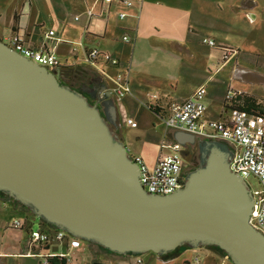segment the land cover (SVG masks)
I'll use <instances>...</instances> for the list:
<instances>
[{"label": "water", "instance_id": "water-1", "mask_svg": "<svg viewBox=\"0 0 264 264\" xmlns=\"http://www.w3.org/2000/svg\"><path fill=\"white\" fill-rule=\"evenodd\" d=\"M97 80L91 103L0 40V192L115 254L217 247L233 264H264V235L250 222L254 196L231 170L232 149L174 132L185 147L199 144V166L176 192L147 193L138 165L111 128L116 104L106 76Z\"/></svg>", "mask_w": 264, "mask_h": 264}, {"label": "crops", "instance_id": "crops-1", "mask_svg": "<svg viewBox=\"0 0 264 264\" xmlns=\"http://www.w3.org/2000/svg\"><path fill=\"white\" fill-rule=\"evenodd\" d=\"M135 1L134 8L125 10L118 4L104 6L98 0H0V40L7 44L18 34L34 49L47 45L60 61V75L67 70L74 77L79 71L82 86L88 85L90 76L100 77L101 70L111 77L127 73L129 92L123 98L113 94L117 127L111 128L125 143L129 154L142 156L153 167L162 141L173 138L174 134L167 130L156 110L161 113L173 103L187 100L202 87L207 94L206 85L216 81L222 73L228 89L232 81H241L244 70L255 67L244 65L239 59L233 61L239 53L235 49L239 46L233 43L231 35L236 27L224 23L223 16L227 13L230 18H250L253 24L259 19L263 21L264 0ZM140 1L142 4L138 5ZM89 10L97 15L88 18ZM122 11L128 13L124 19L119 17ZM51 30L55 34L47 38ZM125 35L130 36V42L123 40ZM209 40L216 46H210ZM93 48L111 53L120 60V66L89 63L86 51ZM226 49L235 53L225 58L229 53ZM111 77H106L109 88L112 87ZM226 91L221 103L216 104L215 113L206 103L210 118L220 120L229 115ZM237 91L246 93L242 87ZM126 118L136 122L137 127L129 125ZM19 207L18 202L7 195H0V264H28L35 252H39L29 246L30 226L12 227L15 219L25 220L18 215L24 213ZM63 245L68 248L66 244L52 242L49 254H66L61 251ZM151 253L141 256L142 264L146 260L150 264H194L196 258H200V264H233L227 257L208 249H185L169 260ZM105 256L114 264H130L131 261L135 264L136 261V255ZM16 258L21 260L16 261Z\"/></svg>", "mask_w": 264, "mask_h": 264}, {"label": "built area", "instance_id": "built-area-1", "mask_svg": "<svg viewBox=\"0 0 264 264\" xmlns=\"http://www.w3.org/2000/svg\"><path fill=\"white\" fill-rule=\"evenodd\" d=\"M104 6L118 4L125 10L134 8L137 5L135 0H98ZM142 4V1L138 2ZM88 18L96 16L92 10L87 12ZM128 15L122 11L119 14L121 19ZM78 20L79 17H76ZM55 32L49 31L47 38L53 37ZM125 42H130L128 35L123 37ZM207 42V40L205 41ZM7 44L22 56L29 60L48 68L50 71L61 76V64L54 52L43 45L41 49H34L26 45L24 39L14 34ZM210 46H216L212 40L208 41ZM229 53L225 58L232 56L235 52L226 49ZM86 59L93 65H108L113 68L120 66V60L111 53L100 49H90L86 51ZM101 74L110 79V75L105 70ZM111 91L116 98H123L129 92V79L127 73H118L111 77ZM241 92L229 87L225 95V103L228 116L224 119L215 120L207 114V104L205 101L206 89L204 87L195 91L190 98L181 102L173 103L160 113L161 119L169 131H184L194 134L201 140H218L226 143L233 151L231 161V170L242 176L245 181L250 176L256 178L259 182L260 189L255 192L254 209L250 217L253 227L264 235V116L252 115L240 110L235 106L238 96ZM126 122L132 127H137V123L130 118ZM185 146L177 142L172 137L165 138L160 146V154L157 162L150 167L144 158L139 155H131L132 160L140 170V181L147 193L156 195H169L183 188L187 177V155L184 152ZM252 190V189H251ZM41 221L38 224L39 229H33L30 226V243L29 246L40 251L50 246L52 242L66 244L71 250H81L86 247L87 243L83 240L73 237L69 233L58 228L43 227ZM26 226V220L15 219L12 227L22 229ZM36 254H34L35 256ZM52 255V254H51ZM69 257L67 254H58ZM143 260L140 255L137 257L135 264H142ZM200 258H196L194 264H200ZM46 263V261H45Z\"/></svg>", "mask_w": 264, "mask_h": 264}, {"label": "rangeland", "instance_id": "rangeland-1", "mask_svg": "<svg viewBox=\"0 0 264 264\" xmlns=\"http://www.w3.org/2000/svg\"><path fill=\"white\" fill-rule=\"evenodd\" d=\"M223 22L226 24H231L232 26L236 27L233 30V33L231 35L234 37V42L237 43L239 48H235L237 52L239 53L233 57V61L240 60L242 64L247 65H253L255 67L249 68L247 72L244 70V74L241 77L240 80H235L231 82V86L233 89H240L241 87L243 90L246 91V93H241L243 96L246 94L248 96L255 97L260 103L264 104V15H261V19L258 20L255 24H253L250 18L247 20L243 19L242 17H232L230 18L227 13L223 16ZM239 30V31H237ZM235 45V47H237ZM236 52V53H237ZM252 72V73H251ZM66 70V73L61 75L60 80L64 81L66 84H70V81H72L74 78L72 76V73ZM70 75V76H69ZM72 76V77H71ZM225 75L222 73L218 77H216V81L213 83H210L207 86V94L205 97L206 103L209 105V109L212 112H216L217 110V103H221L222 98L224 97L225 91L227 89L226 86H224L225 82ZM72 79V80H71ZM77 84L74 83L73 86L81 89L82 82L75 81ZM71 84V85H72ZM225 90V91H224ZM216 106V107H215ZM198 155L196 158L192 161V167L197 168L200 161V153H197ZM193 168H188L187 174L193 170ZM247 183L252 189L253 192L260 189L259 182L256 178L253 176H250L247 179ZM0 195H3V193L0 192ZM20 209V207H19ZM21 210V209H20ZM24 213H18L19 216L24 218L26 220V226L33 225V229H39V223L40 220H37L34 216V214L30 212L23 211ZM25 226V227H26ZM25 236H27V230L24 232ZM50 247V246H49ZM49 247L46 251H42L43 255H40V251L37 253L35 252V257L33 259L28 260V264H41L45 263V255L49 254L51 250H49ZM200 249H208L212 252H215L209 248H200ZM49 250V251H48ZM54 249L53 251H55ZM59 250V249H58ZM61 251L65 252L67 255H69L68 264H95L98 262L100 263H106V264H114L115 262L108 261L106 259V254L112 255L111 251L99 246V245H89L87 244L86 247L82 248L81 250H71L67 248L66 246L61 247ZM217 253V252H215ZM152 254V253H151ZM221 255V253H217ZM142 255H140L141 257ZM222 257H226L221 255ZM138 256H134V260H137ZM133 258V257H132ZM128 260V257L126 258ZM16 261L21 259H15ZM143 260V259H142ZM100 262V263H99ZM133 261L130 262L132 264ZM136 262V261H135ZM144 264H150L149 261H145Z\"/></svg>", "mask_w": 264, "mask_h": 264}, {"label": "trees", "instance_id": "trees-1", "mask_svg": "<svg viewBox=\"0 0 264 264\" xmlns=\"http://www.w3.org/2000/svg\"><path fill=\"white\" fill-rule=\"evenodd\" d=\"M79 72V71H78ZM76 72L74 74V78H72L73 80L71 81L72 83L77 84L75 81L80 82L81 80V76L79 75V73ZM95 76H90V78H93ZM70 82V84H67L69 86L72 87L73 89V84ZM72 84V85H71ZM235 106L237 108H239L242 111H245L249 114L252 115H261L264 116V104L260 103L255 97L253 96H248V95H240L237 98V102L235 103ZM156 112H158L160 114L159 110H156ZM5 195V194H4ZM20 205V209L22 211H28L30 213H32L28 208H26L25 206L21 205L20 203H18ZM33 214V213H32ZM37 220H39V218H37L36 216H34ZM41 225L43 227H49V228H54V226L48 224L47 222L41 220ZM90 245H96V244H90ZM49 245L45 248H43L41 251H46L48 249ZM185 249H189L188 246H183L180 247L178 249H176L173 252H170L168 254L162 255V259L164 260H169V259H173L175 258L181 251L185 250ZM209 249L215 251V252H219L221 253V255L226 256L225 252L222 251L221 249L217 248V247H209ZM132 254H129L127 256H131ZM124 257L123 255H119ZM45 259H46V263H41V264H68V259L65 256H60V255H51V254H46L45 255Z\"/></svg>", "mask_w": 264, "mask_h": 264}, {"label": "flooded vegetation", "instance_id": "flooded-vegetation-1", "mask_svg": "<svg viewBox=\"0 0 264 264\" xmlns=\"http://www.w3.org/2000/svg\"><path fill=\"white\" fill-rule=\"evenodd\" d=\"M61 76H59L60 78ZM63 83H65L64 81H62ZM88 85H86L87 89L86 90H83V86H81L80 90L79 88L77 87H74L73 86V89L77 90V91H80V92H83L85 96L88 97L89 101L91 103H95L96 102V98H95V95L98 91V89H100V84H99V81L97 80V77H93V78H90V80H88L87 82ZM184 152L185 154L187 155V164H186V169H188L189 167L190 168H193L192 166V161L196 158V156L198 155L197 153H200V147H199V144H195V145H189V146H186L185 149H184ZM200 163V161H199ZM199 165V164H198ZM195 168H193L194 170ZM40 220V219H39ZM41 221V220H40Z\"/></svg>", "mask_w": 264, "mask_h": 264}]
</instances>
